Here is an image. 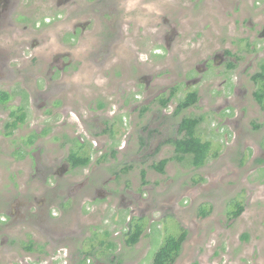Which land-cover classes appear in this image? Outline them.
I'll list each match as a JSON object with an SVG mask.
<instances>
[{
	"label": "rangeland",
	"instance_id": "obj_1",
	"mask_svg": "<svg viewBox=\"0 0 264 264\" xmlns=\"http://www.w3.org/2000/svg\"><path fill=\"white\" fill-rule=\"evenodd\" d=\"M78 1L83 4L87 0ZM112 1L122 2L123 8L126 5L130 9L127 13L130 17L123 22V11L120 9L116 14L112 27L118 30V20H121L124 36L117 37L116 43L108 53L99 56L100 61L104 57L108 60L101 62L100 68L97 67L93 75L90 73V67L82 66L77 62L81 57L80 51L76 55L69 52L71 59H67L65 53H60L64 49L60 48L59 38L61 40L62 30L67 32L70 30V21L68 26L61 28L62 30L59 28L54 31L56 27L51 29V26H47L45 30L43 28L42 36L45 38L40 37L43 40L40 47L26 49L22 53L9 52L10 68L15 70L26 65L25 71L28 74L24 87L28 96L30 116L27 122L9 137L2 134L0 126L1 192L9 193L12 188L11 183L18 180L17 182L20 183L30 182L34 187L32 192L39 196L45 193L40 180L31 178L33 150L30 160L26 162H22V159L16 160L15 157L10 160V150L21 146L32 130L43 131L36 138V143H41V146L34 154L47 156L50 160L58 159L64 149V146H61L64 133L82 141L81 138H84L87 130L90 133H99L94 130L96 127H93V124L109 127L110 116L114 118L121 116L117 108L119 99L127 93L136 92V83L143 85L144 76L148 78L150 73L155 79L151 81L147 90L149 94H153L167 84L175 83L178 88L173 103L166 110L169 112L178 98H182L186 93L182 85L189 67L186 63L196 62L214 49L224 47L221 42L224 40L226 23L229 24L230 35L240 36L242 32H248L250 21L247 16L251 17L256 12L258 18L264 14V8L260 6L264 4V0ZM51 6L50 0L46 1L43 10L52 9ZM83 17L93 19L91 16ZM113 18V15H107V21L102 23L101 32L102 28H107V24L111 27ZM95 19L92 22L93 26ZM174 23H176L177 35L173 53L171 48V52H168L163 60L150 59L149 52L155 46L166 42L161 35L169 32V25ZM88 28L93 30L92 26ZM57 34L60 37H57ZM7 40L8 38L2 37L0 46ZM58 54H62L58 61L53 60ZM61 65L64 67V72H60ZM20 77L0 82V89L11 88V95H15L12 98L17 97L20 95L18 89L22 84ZM20 99L21 97L18 96V101L22 102ZM58 102L68 107L75 106L76 102V113L72 110L64 114L56 111ZM16 104L8 100L0 105V125L6 121L5 116L15 109ZM112 112L114 114H111ZM51 113H54L53 117L48 115ZM194 113L199 114L198 110ZM179 120V117L175 119L171 129H175ZM122 127L125 128V125ZM134 131H139V128L132 124L128 125L125 131L119 128L114 137L115 149L111 148V140L98 137L96 151L114 153L115 157L117 155L115 160L121 162L120 167L132 166L130 162L133 164L138 161L135 157L137 154H141L139 158L149 157L155 151V146L147 143L138 152V142L135 143L137 136L133 137V146L129 147L131 143L127 139V134L129 132L136 134ZM171 152V148L162 149V152H158L144 165L137 164V170L133 172L146 168L153 160H158L163 155H170ZM111 164L113 167H118L113 161ZM245 171L238 169L236 173L227 174L226 178L229 181L212 179L205 185L193 183L198 186V190L189 191L187 188L186 192L189 196L185 202L181 195L182 191L169 194L172 186L171 183L165 184V180L176 174L179 177L180 174L184 175L188 182V177L198 171L193 167L185 169L182 164L178 167L172 162L166 165V173L162 174L163 176L152 169L154 179H162L159 186L157 181H149L153 189L147 193V200L161 212H148L149 218L142 229L143 234L141 237L137 235L135 243L130 240L131 234L127 233L126 211L119 206L118 199L109 197L105 201H98L95 208L89 211L84 206V200L91 197L87 192L78 206L69 212L72 220L65 225L62 223L57 225L56 220L50 225L45 223L41 225L37 222L35 213H32L34 221L17 224L7 241L9 250L0 249V264L8 261L26 262V264H59L53 258L58 250L65 251L71 257L63 264H81L83 260L84 264H150L157 249L171 238L170 234L178 232L182 234L183 231L186 233V240L174 264H264V183L255 182L254 175L246 169ZM12 173L17 175V178L10 180ZM248 175H252L253 183L245 179ZM136 178L139 180L138 176ZM213 181L217 182L213 183ZM237 183L247 187L246 203L248 204L239 218L233 220L230 202L237 191L232 193L233 196L227 192ZM171 197H177L179 202L185 204L165 211L172 204ZM239 198L244 199V197ZM206 200L216 205H211L205 216H202L204 214L200 212V206ZM167 214L174 215L173 217L177 219L175 228L169 225L171 223ZM164 215L166 218L163 217ZM91 237L92 244L87 246ZM243 238L246 239V243L242 242ZM28 245L32 248L31 256L25 251ZM88 258H92L93 261L87 260Z\"/></svg>",
	"mask_w": 264,
	"mask_h": 264
},
{
	"label": "flooded vegetation",
	"instance_id": "obj_2",
	"mask_svg": "<svg viewBox=\"0 0 264 264\" xmlns=\"http://www.w3.org/2000/svg\"><path fill=\"white\" fill-rule=\"evenodd\" d=\"M46 1L49 0H0V41L2 37L8 38L0 46V82L17 76L22 78V84L18 89L20 93L18 96L21 97L22 102L18 101V96L12 98L15 95H11V88L0 89V105L8 100L17 103L15 109L5 116L6 121L0 125L5 137L11 136L27 122L30 116L28 96L24 87L28 74L25 71L26 65L15 70L10 68L9 52L22 53L26 49L40 47L43 42L41 38H45L42 36L43 28L45 30L47 26H51V29L56 27L55 31L65 28L70 21L68 32L61 29V40L59 38L61 47L58 46L64 50L60 53H65V57L71 59L69 52L76 55L80 51L81 57L77 62L82 66L90 67V73L93 75L97 67L100 68V63L108 60L102 57L100 61L99 56L108 53L116 43L117 37L124 36L123 22L130 17L127 14L130 9L126 5L123 8L122 2L112 0H85L83 4L78 0H50L52 9L43 10ZM260 6L264 8V4ZM120 9L123 11L124 19L123 22L118 20V30H114L112 22H115L116 14ZM107 15L114 17L111 27L107 24V28H102L101 32L102 23L107 21ZM256 15L257 13L254 12L253 16L246 17L250 21V27L248 25V32H242L240 36L230 35L229 24L226 23L224 40L221 42L225 46L214 49L196 62L186 63L189 67L185 81L182 82L186 93L182 98H178L169 112L166 110L173 103L178 88L175 83L167 84L153 94H149L147 90L151 81L155 79L150 73L148 78L144 76L143 85L136 83V92L127 93L119 99L117 108L121 116L117 118L110 116L109 127L93 124V127H96L94 130L99 133H90L87 130L84 138H81L82 141L64 133L61 143L64 149L58 159L50 160L47 156L34 154L41 146V143H36V138L43 133L42 130H32L21 146L13 147L9 152L11 161L15 157L16 160L22 159V162H26L30 160L33 150L31 178L40 180L45 193L39 196L32 192L34 187L30 182L20 183L17 182L18 180L11 183L12 188L9 193L0 191V249L9 250L7 241L12 230L17 224L34 221L32 213H35L36 220L41 225L43 223L50 225L54 220L57 225L61 223L65 225L72 220L69 212L78 206L87 192L91 197L84 200V206L89 211L95 208L98 201H105L109 197L118 199L119 206L126 211L127 233L131 235L135 233L141 237L142 229L149 218L148 212L159 211L147 200V193L153 189L149 181H157L159 186L162 179L155 180L151 170L154 169L163 176L169 162L176 163L178 167L182 164L185 169L193 167L198 171L188 177V182L184 175L180 174L179 177L176 174L165 180V184L171 183L172 186L169 194L182 191L181 195L185 202L189 196L186 192L187 188L189 191H197L196 184L205 185L212 179L228 180L226 175L236 173L238 169L244 172L246 169L254 175L255 182L264 183V14L258 18ZM83 16L96 18L95 25L92 24L93 19H86ZM89 26H92L93 30H89ZM169 29V32L161 35L162 39L166 40V44L155 46L149 52L150 59L163 60L165 55L171 52V48L173 53L177 35L176 23L169 25ZM56 36L60 37L59 34ZM72 45L75 47L74 50ZM61 55L58 54L53 60L58 61ZM59 68L60 72H64L63 65ZM57 107L56 111L63 114L71 110L76 113V102L75 106L69 107L58 102ZM195 110H198L199 114L194 113ZM53 114L48 115L53 117ZM178 117L180 120L175 129H171ZM131 124L138 127L139 131H134L136 134L133 132L127 134V139L131 143L128 144L129 147L133 146V137L137 136L135 143L138 142V152L147 143L155 146V151L149 157L139 158L141 154H137L135 156L138 158L137 163L130 162L132 166L120 167V160H115L117 155L115 157L114 153L96 151L98 137L111 140V148L115 149L116 132L119 128L125 131ZM124 125L125 128L122 127ZM192 136L210 147L209 153L200 165L195 164L196 150L192 151L188 147ZM164 148H171V154L163 155L158 160H153L146 168L133 172L137 170V164L144 165ZM112 161L117 163L118 167L111 166ZM14 177L17 178V175L12 173L10 180ZM251 177L252 175H248L245 179L253 183ZM215 182L217 181H213ZM235 191L237 192L233 196L232 193ZM247 191V187L237 183L227 192L233 196L230 202L233 220L239 218L247 209ZM239 197H244L245 201ZM171 198L172 204L165 211L185 204L179 202L177 197ZM211 205L216 204L208 200L201 204L200 212L204 214L202 216H205ZM167 215L172 224L169 225L175 228L177 219L173 217L174 215ZM170 235L179 243L177 254L173 253V260L170 263L174 264L186 240V233L183 231L182 234L178 232ZM91 240L92 237L88 240L90 243L87 246L92 244ZM242 242L246 243V239L243 238ZM25 251L31 256L32 248L29 245ZM53 258L59 264H63L71 257L65 251L58 250ZM154 259L155 256L152 257L150 264ZM84 262L83 260L81 264ZM5 264H26V262L8 261Z\"/></svg>",
	"mask_w": 264,
	"mask_h": 264
},
{
	"label": "trees",
	"instance_id": "obj_3",
	"mask_svg": "<svg viewBox=\"0 0 264 264\" xmlns=\"http://www.w3.org/2000/svg\"><path fill=\"white\" fill-rule=\"evenodd\" d=\"M190 144L188 147L195 152V157L197 156L196 165H200L204 162L206 155L209 153L210 147L200 143V141L193 137L190 140ZM130 240L134 243L137 240V234H132ZM179 248V243L174 241V239L170 238L167 242L164 243L158 250L155 255V259L152 264H170L173 260L172 255L177 254V250Z\"/></svg>",
	"mask_w": 264,
	"mask_h": 264
}]
</instances>
